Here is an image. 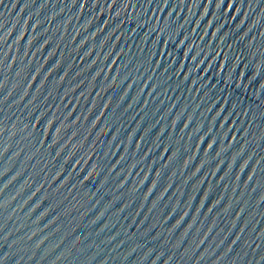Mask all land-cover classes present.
Returning <instances> with one entry per match:
<instances>
[{
  "label": "water",
  "instance_id": "1",
  "mask_svg": "<svg viewBox=\"0 0 264 264\" xmlns=\"http://www.w3.org/2000/svg\"><path fill=\"white\" fill-rule=\"evenodd\" d=\"M0 264H264V0H0Z\"/></svg>",
  "mask_w": 264,
  "mask_h": 264
}]
</instances>
